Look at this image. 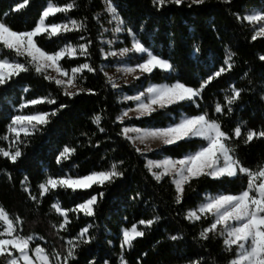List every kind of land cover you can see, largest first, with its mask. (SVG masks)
<instances>
[{"label": "snow or ice", "instance_id": "snow-or-ice-1", "mask_svg": "<svg viewBox=\"0 0 264 264\" xmlns=\"http://www.w3.org/2000/svg\"><path fill=\"white\" fill-rule=\"evenodd\" d=\"M222 2L231 6L233 0ZM150 3L158 11L169 5L187 6L189 9L200 7L206 0H150ZM103 5V12L93 16L100 25L97 40L101 46L96 51L107 60V63L98 66H94L91 59L90 49L94 41L82 34L88 29V18L77 20L66 17L67 22H55L59 19L58 13L67 14L76 7L74 2L59 4L46 0V6L42 5L38 10V19L23 30L14 28L6 22V18L30 7V0H16L10 6V11L3 13L4 18H0V115L7 114L9 122L7 131L0 136V141L6 142V146H0V157L13 165H24L26 149L32 140L46 133L53 121L76 103L75 98L81 94H101L94 88L83 86L88 80L85 71L97 78L102 74L105 86L112 90L110 94H117L121 103L130 102L112 119V123L120 128L117 135L144 160V168L156 184L168 183L173 188L172 202L182 210V219L190 227L199 225L193 241L204 248L208 241L219 239L223 251L231 254L227 264H264V164L255 169L246 166L237 152L241 138L245 145L254 140H264V124L259 129L246 128L248 122L236 115L245 95L258 97L264 105V52L256 54L258 69L254 70L249 64L247 71L236 78L232 74L237 69L234 59L237 53L232 51L230 45H224L219 59L214 56L209 60L206 56L197 55L200 44L194 43L187 55L195 57L197 61L204 60L205 72L192 80L177 69L171 55L165 58L164 54L155 50L150 40L154 33L146 31L144 23L137 25L131 19L126 20L113 0H103ZM105 13L109 17L108 23L114 25L111 28H105L101 22ZM232 15L239 23L251 26L252 41L264 43V0L259 9L247 11L241 5V9ZM68 33L80 34L70 37L66 35ZM105 33H110L112 38H105ZM216 34L223 42L224 36L219 30ZM121 36L127 44L115 47L123 42ZM72 39L84 42L73 44ZM41 40H47L54 48L48 50L40 43ZM77 57H84V62L73 63ZM108 58H114L115 63ZM133 60L136 61L134 64L131 63ZM110 66L116 67L117 72L131 74L134 80L140 82L129 89H135L133 94L125 92L117 78L105 70ZM254 71L259 77V86H254L255 81L250 78L249 74ZM30 73L47 81L49 86L54 84L62 97L67 99L58 100L47 89L44 95L35 92L30 84L24 82L25 76ZM157 77H161L163 82H154ZM226 77L229 87L224 91L223 101L216 100L214 106L209 105L211 112L207 108L201 110L206 90ZM240 80H247V85L238 87ZM123 82L128 83L126 79ZM17 85L21 86L27 98L21 99L17 94L13 99ZM46 106L52 107L42 110ZM25 110H28L27 113ZM106 110L107 106L91 116L97 132L104 134H107V130L101 123L105 118L102 113ZM158 117L162 120L157 121ZM225 118L235 127L226 130L223 123ZM261 120L264 121V116ZM137 121L144 126H137ZM95 135L81 133L87 139V144L98 147L101 141L94 142ZM83 146L82 143L65 144L56 149L55 164L60 166L61 171L53 175L49 169H43L45 175L36 185L39 196L32 193L27 175L21 181V189L34 206L41 204L49 194L53 195L54 203L50 208L61 217L58 225H52L57 235L69 231L72 224L70 213L75 214L76 219H80L83 213L92 222L80 228L74 236L61 237L63 243L60 247L53 246L49 251L46 245L36 242L38 234H23V217L10 216L0 206V264H80L84 247L89 246L90 251V246L99 243L95 235V219L100 206L105 202L106 193L119 187L118 181L122 184L127 179L128 169L124 168L123 159L113 157L108 166L100 170L93 169L83 175L65 172L66 167L74 169L77 165L75 162L69 165L63 162L75 156L78 147ZM185 146L189 150L178 155ZM169 151L173 154L168 155ZM147 153L156 158H148ZM2 171L11 181L12 173L7 169ZM238 179H246V186H242L238 192L229 191V184ZM201 181L208 182L215 190L205 187L203 191H197L194 185ZM189 189L197 199L192 207L186 206L192 199L188 195ZM61 190H71L79 195L82 202L73 208L62 207L59 199ZM142 199L140 191L130 197L132 203ZM151 207L155 213L157 206L153 204ZM122 220L126 221L127 217ZM161 220L162 217L156 214L149 219H139L130 228H120L116 237L119 240L116 264H129L127 256L135 250L138 239L146 238L147 233ZM44 239L39 236L40 241ZM168 239L183 241L185 233L177 229ZM105 244L112 246L113 241L105 240ZM147 255V252L140 254L138 264H143ZM210 256V253L197 252L183 259L185 264H209ZM85 264H111V260L101 258L98 261L95 256H90Z\"/></svg>", "mask_w": 264, "mask_h": 264}, {"label": "trees", "instance_id": "trees-1", "mask_svg": "<svg viewBox=\"0 0 264 264\" xmlns=\"http://www.w3.org/2000/svg\"><path fill=\"white\" fill-rule=\"evenodd\" d=\"M16 0H0V18L3 13L10 11V6L14 5ZM53 3H72L76 7L67 14L58 13L55 22H67L66 17L73 19H83L87 17L88 29L82 33L85 36H90L94 41L92 52V61L94 66L107 63L104 56L98 55L96 49L101 46L97 40L100 25L93 19L94 14L103 12V0H52ZM117 4L121 15L127 20L131 19L135 24L144 23L146 31L154 33L150 36V40L158 53L164 54L165 58L171 55L177 69L181 71L185 77H190L192 80L199 78L205 72L204 60L197 61L195 57L190 58L187 55L188 49L194 43L200 44V53L198 56L211 60L214 56L220 58L224 45H230L232 51L237 55L234 58L237 61V69L232 74L238 78L243 71H247L249 64L254 70L258 69L259 61L256 54L264 52V43L251 40V26L247 23H239L233 12L241 9L251 11L259 9L262 5V0H233L231 6L226 5L222 0H206V3L200 7L189 9L187 6H172L169 5L165 9L154 10L150 0H113ZM42 5L46 6V0H30V7L25 8L21 13L10 14L6 18V22L17 29H25L32 26V21L38 19L39 11ZM109 17L105 13L101 17V22L104 27H108ZM217 30L224 36V41L221 42L217 37ZM80 33H68L70 37L78 36ZM123 41V36H121ZM83 43L72 39L71 43ZM48 50H52L54 45L47 40H41ZM127 44L126 41L117 44L118 47H123ZM130 46V44H128ZM84 57H77L73 63L84 62ZM248 63H245V62ZM114 63V61H113ZM106 70V69H105ZM85 74L88 80L84 83V87H91L100 92L99 96L81 94L75 98L76 103L70 109L65 110L59 119H55L49 126V130L43 135H38L32 140V143L26 149L27 160L24 165H13L10 161L0 157V206H2L10 216L19 215L23 217V234L32 235L38 234L36 242L44 244L51 251L52 247L59 248L63 243L61 237L74 236L80 228L87 223L92 222L91 218H87L80 214V219L75 218V214L70 213L72 224L69 231L60 232L59 235L53 229L52 225H58L61 217L50 205L54 203L53 195L49 194L43 199L39 205H35L26 198V194L21 189V181L25 175L28 176L32 193L39 196L36 185L43 179L45 173L43 169L47 168L51 174L60 173L61 168L55 164V155L57 148H62L65 144L78 145L84 144L83 147H78L77 154L63 163L69 165L73 162L77 165L74 169L65 168V172L87 174L90 170H100L106 168L108 162L113 157H118L125 161L124 168L127 179L120 184L119 187H114L110 193H106L105 202L100 206V210L95 219L97 228L95 235L99 243L84 247V251L80 256V264H85L86 258L95 256L99 261L101 258L110 259L111 264H116V254L119 252V240L116 239L118 231L122 227H131L139 219H149L153 215L159 214L162 220L158 225H154L152 230L147 233L146 238H139L135 245V250L132 251L127 259L129 264H138L140 254L147 252L148 255L144 258L143 264H185L183 257L193 256L197 252L210 253L209 264H227L230 258V253H225L219 239H212L207 242L206 247L201 248L193 241V237L199 231V225L196 228L190 227L182 219V210L175 206L172 202L173 188L168 183L156 184L150 177V174L144 168V160L134 153L132 147L127 144L122 137L117 134L120 128L112 123L115 115L119 113L122 107L127 106L130 102L124 101L121 103L117 99V94H110L111 89L105 86L103 75L99 78L91 73ZM250 78L255 81L254 86H259V77L250 73ZM142 79V78H141ZM175 79V77L173 78ZM25 83L30 84L32 89L41 94L50 92L56 96L58 100L67 99L56 89L53 84L48 85L47 81H42L35 74L30 73L25 76ZM154 82H163L161 77H157ZM139 81L134 80L129 85H122V88L129 95L133 94L134 88L130 91L132 85H139ZM247 80H240L237 83L238 87L247 85ZM195 86V85H192ZM229 87V80L226 77L224 81L209 87L204 96V101L201 105V110L207 108L212 111L209 105L214 106V101H223L224 91ZM19 94L21 99L27 98V94L22 91L20 85L15 86L12 94L13 99ZM107 97V99H105ZM106 112L102 113L105 117L102 119L101 126L107 130V134L99 133L96 126L91 121V116L101 109ZM52 106H46L42 110ZM194 107V106H193ZM2 108V105H0ZM15 112V109H13ZM28 110H25L27 113ZM190 112L192 110H189ZM155 115V114H154ZM238 118L247 121L246 128L259 129L264 121L261 117L264 116V105L259 101L258 97L251 94L243 97V102L240 104L239 110L236 113ZM162 118L158 117L157 121ZM7 114L0 115V136H3L7 131L8 124ZM137 126H144L143 123L137 121ZM167 123V121H163ZM224 126L226 130H231L235 124L229 123L228 118H225ZM245 128V130H246ZM82 132H88L93 137V141L100 140L98 147L87 144V139L81 136ZM111 137V139H109ZM239 147L237 152L239 158L246 166L254 169L261 164H264V140H254L252 143L245 145L242 138L238 141ZM0 146H6L5 141H0ZM112 149H115L113 151ZM189 150L187 146L179 150L178 155ZM168 155L173 153L169 151ZM149 158H156L151 153L146 154ZM3 169H7L12 173V180L3 173ZM246 179H238L229 184L228 190L238 192L242 190V186H246ZM197 191H203L205 187L210 190H215L208 182L201 181L194 185ZM136 191L142 194V200L132 203L130 197L135 195ZM188 195L192 197L187 207H192L197 203L195 193L191 189L188 190ZM61 206L65 208H73L76 204L82 202L78 194H74L71 190L59 193ZM127 199V202H126ZM157 206L156 212L152 211V205ZM181 215H176V213ZM127 217V220H122ZM143 229V226H140ZM177 229H182L185 233L183 241H171L168 239L170 234H175ZM39 236L45 237L43 241L39 240ZM105 240H112L113 245L108 246ZM159 242V243H157ZM155 245V247H154Z\"/></svg>", "mask_w": 264, "mask_h": 264}, {"label": "rangeland", "instance_id": "rangeland-1", "mask_svg": "<svg viewBox=\"0 0 264 264\" xmlns=\"http://www.w3.org/2000/svg\"><path fill=\"white\" fill-rule=\"evenodd\" d=\"M113 26H114L113 24L109 23V26L105 27V28H111ZM105 38L110 39V38H112V36H111L110 33H105ZM121 41H122V38H121ZM115 47H118V46L116 45ZM105 50H107V48H105ZM108 59H112L114 61V63H115V59L114 58H108ZM135 62H136L135 60L131 61L132 64H134ZM106 71H108L110 75H114V77L117 78L118 83L121 85V87H122V85H129L131 82L134 81L133 76L131 74L125 75L123 72H117V68L116 67H113V66L107 67ZM125 79L128 81V83H124L123 82Z\"/></svg>", "mask_w": 264, "mask_h": 264}]
</instances>
